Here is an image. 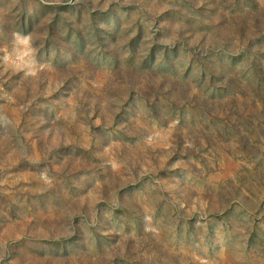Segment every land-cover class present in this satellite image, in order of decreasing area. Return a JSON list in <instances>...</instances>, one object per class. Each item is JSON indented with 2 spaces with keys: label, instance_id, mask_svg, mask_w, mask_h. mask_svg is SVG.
<instances>
[{
  "label": "rangeland",
  "instance_id": "374dc122",
  "mask_svg": "<svg viewBox=\"0 0 264 264\" xmlns=\"http://www.w3.org/2000/svg\"><path fill=\"white\" fill-rule=\"evenodd\" d=\"M0 264H264V0H0Z\"/></svg>",
  "mask_w": 264,
  "mask_h": 264
}]
</instances>
